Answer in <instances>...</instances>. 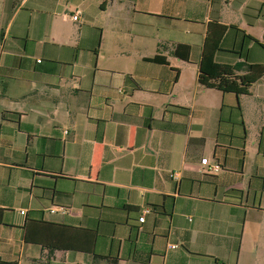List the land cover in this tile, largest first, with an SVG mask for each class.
Returning a JSON list of instances; mask_svg holds the SVG:
<instances>
[{"label": "crops", "instance_id": "crops-1", "mask_svg": "<svg viewBox=\"0 0 264 264\" xmlns=\"http://www.w3.org/2000/svg\"><path fill=\"white\" fill-rule=\"evenodd\" d=\"M220 32L264 63V0H0L2 260L264 264V76L202 86Z\"/></svg>", "mask_w": 264, "mask_h": 264}, {"label": "trees", "instance_id": "trees-1", "mask_svg": "<svg viewBox=\"0 0 264 264\" xmlns=\"http://www.w3.org/2000/svg\"><path fill=\"white\" fill-rule=\"evenodd\" d=\"M221 33L212 38V41H210L208 36L205 40L199 64L198 81L202 86L215 88L222 92L234 94L247 93L249 87L264 76V63L231 66L216 62L214 60V53L218 49ZM262 47L264 48V44H262ZM172 52L174 55L181 57V59L188 60L190 49L188 45L177 44ZM150 60L164 61V57L157 54ZM241 69H244V73H235ZM2 211L3 209L0 208V221L2 219ZM0 264H16V262L4 261L0 258Z\"/></svg>", "mask_w": 264, "mask_h": 264}, {"label": "built area", "instance_id": "built-area-1", "mask_svg": "<svg viewBox=\"0 0 264 264\" xmlns=\"http://www.w3.org/2000/svg\"><path fill=\"white\" fill-rule=\"evenodd\" d=\"M72 18L75 20L77 19V13L72 16ZM66 133V131H64ZM200 165L202 166V170L206 172H217L221 169V165L217 161H210L206 157H201L200 158ZM169 177L173 179H178L179 174L178 172H170ZM149 210L147 208L142 210V215L138 218V221L141 223L144 220V214L148 212ZM21 214H24V210H20ZM169 247H175V245H169Z\"/></svg>", "mask_w": 264, "mask_h": 264}, {"label": "rangeland", "instance_id": "rangeland-1", "mask_svg": "<svg viewBox=\"0 0 264 264\" xmlns=\"http://www.w3.org/2000/svg\"><path fill=\"white\" fill-rule=\"evenodd\" d=\"M255 134H256V133H255ZM252 138H253L252 134L249 133V136H248V145H249V146H250V142H251V139H252ZM256 139H257V137L254 136L253 141H256Z\"/></svg>", "mask_w": 264, "mask_h": 264}]
</instances>
